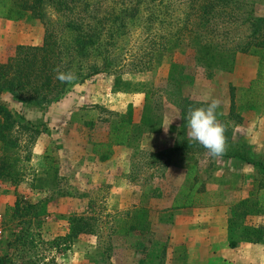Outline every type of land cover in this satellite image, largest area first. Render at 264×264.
Segmentation results:
<instances>
[{
    "label": "rangeland",
    "instance_id": "1",
    "mask_svg": "<svg viewBox=\"0 0 264 264\" xmlns=\"http://www.w3.org/2000/svg\"><path fill=\"white\" fill-rule=\"evenodd\" d=\"M137 2L90 0L85 10L110 16L115 8L121 14L105 30L106 44L87 60L76 61L73 69L81 67L85 75L91 64L103 65L106 59L111 67L43 107L0 94L1 102L41 130L19 133L17 174L0 179V256L7 257L5 264H264L263 243L232 247L228 229L231 211L261 176L260 168L240 154L264 162V53L238 52L231 69L209 70L196 60L188 41L187 0H143L133 12L130 7ZM232 2L238 19L225 29L230 30L223 36L229 45L247 35V17L264 15V0ZM65 21L63 10L51 4L43 19L31 12L0 17V60H7L18 45H41L52 27L71 43L74 32ZM118 76L129 84L118 85ZM212 99L220 101L216 119L225 128L224 153L237 156L212 157L201 145H186L192 141L187 114ZM146 103L149 123L143 122ZM131 104L133 122L140 127L102 160L94 150L97 142L107 140L111 126ZM181 141L185 146L172 155H155ZM192 163L203 182L202 201L172 209ZM18 196L49 201L40 225L12 218L9 208ZM143 208L151 209V216L142 215L151 220L150 232L142 237L120 231ZM75 213L93 217L95 231L64 244L59 237L68 232L69 216ZM263 220L260 215L248 218ZM22 228L27 242L16 245Z\"/></svg>",
    "mask_w": 264,
    "mask_h": 264
},
{
    "label": "trees",
    "instance_id": "2",
    "mask_svg": "<svg viewBox=\"0 0 264 264\" xmlns=\"http://www.w3.org/2000/svg\"><path fill=\"white\" fill-rule=\"evenodd\" d=\"M70 1H72V5H70ZM142 1L138 0L136 4L131 5L130 10L133 12L138 10ZM187 1L190 9L186 25L188 41L196 52V60L206 68L210 70L212 67L221 66L231 69L235 54L238 52L264 53V15L247 17L244 21L245 24H248L247 35L238 38L239 41L235 42L234 45H229V41L225 40L223 36L230 33L229 29L225 30L229 28L228 25L238 19L237 13L233 9L234 2L232 0ZM48 4L55 6L58 10H63L66 17L65 27L74 32L71 43L66 42L62 34L55 27H52L47 29L41 45H18L13 55L5 61L0 60V94L10 93L15 100L32 107H43L60 100L75 85L103 72L106 67H111L110 61L106 59L103 65L91 64L90 70L85 75L81 72V67L77 71L73 69L74 65L76 66V61L87 60L94 54L95 49L106 44L103 34L110 26L111 20L114 23L118 22L121 14L116 12L115 8L111 14L114 16L112 19H110L111 15L95 14L94 12L88 14L85 10L90 6V0L85 3L83 0H0V17L12 18L17 14L31 12L32 15L43 19L44 8ZM82 6L84 7L82 8ZM127 7L126 4L125 8ZM69 11L70 13H67ZM221 28L225 30L222 33L220 32ZM176 42L178 43V38ZM69 71L76 75L75 80L62 83L56 78L58 72ZM209 73L212 72L209 71ZM124 82L128 83L129 81H124L121 76L116 78L118 85L124 84ZM146 99L149 103L148 94ZM147 103L145 108L148 114L146 113L143 117L144 123L151 121ZM114 123L107 140L97 142L94 149L100 154L102 160L109 157L114 145L123 144L128 138V134L141 125L133 122L132 104L122 114V118ZM22 131L39 133L41 130L36 123L26 119L23 114L0 101V179H14L17 174L19 133ZM185 143L183 141L178 142L156 152L155 155L158 158L163 157V155H172L173 152L181 150ZM188 144L200 145L193 141L186 143V145ZM98 147L104 150L100 151ZM224 155L237 156L238 153L226 152ZM240 156L247 162L258 166L261 176L255 180L254 188L249 191L248 196L241 198L230 213L228 229L230 232L229 244L232 247H237L241 242L264 244V220L258 223L248 222L249 217L264 216V162L245 153L240 154ZM48 158L49 156H46V159ZM49 163L50 167H53L52 160ZM197 168L196 163L189 164L187 167L186 184L174 196L172 209L192 207L202 201L203 189L201 186L203 182ZM189 182L190 185L187 184ZM48 202L45 199L32 202L18 196L9 210L13 219L27 220L29 225L34 221L40 225L47 214ZM146 214L151 216L150 208L136 209L131 215L134 221L126 223V226H123L120 231L134 232V235L139 232L137 233L139 236H145L151 230V220L142 218V215ZM68 222V232L59 237L64 244L67 241L73 242L83 234L95 231L96 225L93 217L85 213L70 215ZM27 236L24 228H22L15 238L16 245L26 243ZM6 260L7 257L0 256V264H5ZM8 264L14 263L10 260Z\"/></svg>",
    "mask_w": 264,
    "mask_h": 264
},
{
    "label": "clouds",
    "instance_id": "3",
    "mask_svg": "<svg viewBox=\"0 0 264 264\" xmlns=\"http://www.w3.org/2000/svg\"><path fill=\"white\" fill-rule=\"evenodd\" d=\"M56 78L67 83L75 80L76 75L70 71L58 72ZM219 105L218 99H212L206 107L192 108L186 117L191 140L207 149L212 157L221 156L226 150L225 128L216 119Z\"/></svg>",
    "mask_w": 264,
    "mask_h": 264
},
{
    "label": "built area",
    "instance_id": "4",
    "mask_svg": "<svg viewBox=\"0 0 264 264\" xmlns=\"http://www.w3.org/2000/svg\"><path fill=\"white\" fill-rule=\"evenodd\" d=\"M4 232V217L3 214L0 213V237Z\"/></svg>",
    "mask_w": 264,
    "mask_h": 264
}]
</instances>
